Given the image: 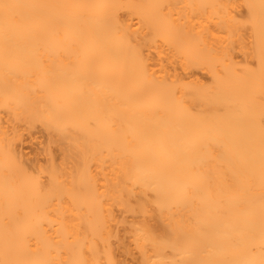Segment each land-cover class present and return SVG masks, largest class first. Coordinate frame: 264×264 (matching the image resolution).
Returning <instances> with one entry per match:
<instances>
[{
  "label": "bare ground",
  "instance_id": "bare-ground-1",
  "mask_svg": "<svg viewBox=\"0 0 264 264\" xmlns=\"http://www.w3.org/2000/svg\"><path fill=\"white\" fill-rule=\"evenodd\" d=\"M0 264H264V0H0Z\"/></svg>",
  "mask_w": 264,
  "mask_h": 264
}]
</instances>
